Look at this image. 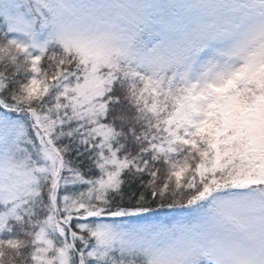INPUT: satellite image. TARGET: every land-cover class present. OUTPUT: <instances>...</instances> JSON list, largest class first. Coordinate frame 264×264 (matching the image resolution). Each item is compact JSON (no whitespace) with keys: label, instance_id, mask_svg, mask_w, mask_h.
I'll use <instances>...</instances> for the list:
<instances>
[{"label":"snow or ice","instance_id":"1","mask_svg":"<svg viewBox=\"0 0 264 264\" xmlns=\"http://www.w3.org/2000/svg\"><path fill=\"white\" fill-rule=\"evenodd\" d=\"M0 264H264V0H0Z\"/></svg>","mask_w":264,"mask_h":264}]
</instances>
